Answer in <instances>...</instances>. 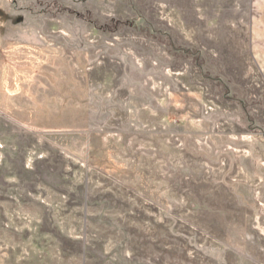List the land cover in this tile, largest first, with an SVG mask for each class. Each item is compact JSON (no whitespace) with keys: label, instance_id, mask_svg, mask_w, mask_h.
Wrapping results in <instances>:
<instances>
[{"label":"rangeland","instance_id":"obj_1","mask_svg":"<svg viewBox=\"0 0 264 264\" xmlns=\"http://www.w3.org/2000/svg\"><path fill=\"white\" fill-rule=\"evenodd\" d=\"M0 264H264V0H0Z\"/></svg>","mask_w":264,"mask_h":264}]
</instances>
